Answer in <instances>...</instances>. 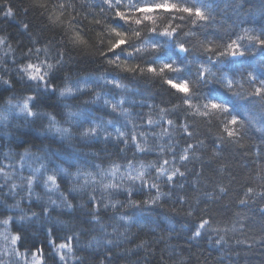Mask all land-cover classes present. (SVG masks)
Returning <instances> with one entry per match:
<instances>
[{
	"label": "trees",
	"instance_id": "16d2710c",
	"mask_svg": "<svg viewBox=\"0 0 264 264\" xmlns=\"http://www.w3.org/2000/svg\"><path fill=\"white\" fill-rule=\"evenodd\" d=\"M56 2L47 0L48 10L41 16L39 12L43 9L25 15L23 8L28 6L29 0H0V8L10 7L14 13L12 17H4L0 11V38L4 40L0 43V85L3 79L13 84L10 91H4L6 86H0V112L8 109L9 96L16 104L25 95H35L34 90L24 86L32 82L26 79L21 82L20 66L28 62L41 67L42 62L55 63L56 49L65 47L63 67L52 77L57 91L41 95L37 107L32 110L50 113L60 128L70 130V135L62 137L55 129H50L48 116L26 117L19 113V107L11 109L8 120L0 123V167L11 173V179L0 174V220L14 216L16 222L7 226L8 231L11 235H23L22 243L18 241L16 245L10 243V237L6 241L0 236L4 260L9 264H34L28 252L36 253L40 248L43 257L38 256L35 264L40 260L44 264H264V211H261L264 196L254 194L247 198V204L239 203L246 199L248 187H253L257 193L264 191L261 187L264 181L257 179L258 175L264 177V133L246 126L243 147L227 143L217 147V137L221 134L219 122L208 124L198 115H185L195 113L196 108L184 105L183 94L163 83V78L146 74L138 81L125 79L120 81L127 85L123 89L102 80H91L105 72L115 75L119 70L107 65L98 54L85 55L83 49L56 43L62 34H57L59 30L47 17L60 16L65 20L68 15L55 7ZM201 2L211 6L214 19L206 28L193 29L200 40L208 38L219 44L235 39L244 29L264 32V0ZM92 13L104 16L99 0H95ZM154 15L158 25L166 23L167 13ZM23 23L30 25L31 32L23 30ZM100 32V26H95L94 31L86 33L92 45L88 52L107 46L111 37L106 31L98 35ZM101 40L103 44L99 43ZM187 40L186 46L192 49V55H204L202 49L193 47L196 38ZM45 46L49 48L47 56L43 51L35 53V48ZM28 47H32L33 52L25 55ZM195 67L192 66L193 75ZM120 75L128 74L121 72ZM66 82L82 91L74 96L60 97L59 89ZM96 93H100L99 100L95 99ZM121 99L123 104L118 103ZM105 100L109 103L105 104ZM191 103L195 106L202 101L193 96ZM113 104L117 105L115 111ZM175 105L179 108L174 110ZM69 112L74 115L69 116ZM149 120L153 123L149 124ZM169 120L173 123L169 124ZM184 125L192 131L191 136L184 132ZM90 127H96L97 135L82 137L81 132ZM117 128L125 133L122 139L118 138ZM132 135L136 137L135 142L131 140ZM124 139L129 141L127 145L123 143ZM136 144L146 151H136ZM26 152L29 154L25 155ZM182 156L187 159H181ZM164 160L168 163L164 164ZM114 164L120 166L119 171L114 177L107 176L105 182L120 183L121 175L131 164L134 169L145 171V179L155 180L159 185L161 196L156 204L132 207L127 203L126 193L112 189L103 192L99 184L89 183L80 191L71 190L74 186L84 185L87 178L77 177V169L92 173L99 181L97 173L101 169L112 171ZM150 164L156 167H148ZM141 165H144L143 169ZM161 166L164 174L156 180ZM60 168L72 173V177L59 174ZM36 169L39 172H35ZM176 169L184 172V176L181 177ZM173 173V181L167 182V176ZM48 175H55L57 189L48 190L51 182L45 187ZM29 178L33 181L31 195ZM129 183L127 179L123 181L125 187ZM13 184L15 189H12ZM221 187L225 192L221 193ZM136 188L139 189V182ZM155 194L153 189L151 195ZM92 195L96 197L95 202H90ZM132 199L149 200L148 189L136 191ZM116 201L120 203L113 207ZM17 203L19 207H12ZM66 204L72 207L68 208ZM42 206L48 208L47 214L41 213ZM189 210L193 211L192 216L187 215ZM33 212L40 218L32 216ZM93 213L99 216V223L92 219ZM23 215L30 220L20 222L19 217ZM121 216L126 219L121 220ZM201 216L211 218L221 228L229 230L208 232L201 238L192 239L191 234ZM3 229L0 224V232ZM69 235L78 239L72 241V253L61 250L67 259L60 262L58 257L51 255L49 239L63 243ZM220 236L224 239L216 243ZM108 240L113 243H106ZM142 242L144 246L137 247ZM5 248L9 253L16 248L25 256L17 258L14 254H4Z\"/></svg>",
	"mask_w": 264,
	"mask_h": 264
},
{
	"label": "snow or ice",
	"instance_id": "6c2138e0",
	"mask_svg": "<svg viewBox=\"0 0 264 264\" xmlns=\"http://www.w3.org/2000/svg\"><path fill=\"white\" fill-rule=\"evenodd\" d=\"M95 0H57L55 7L68 15L65 20H61L60 16L55 19L51 15L47 17L49 22L55 29H58L57 34H62L61 38L56 41L61 46L71 45L73 49H83L85 55H99L103 58L104 62L119 70L115 75L105 72L98 77H91V80H102L105 84L114 85L117 89L126 88L127 85L122 84L120 81L131 78L132 80H139L146 74H151L153 77L159 76L163 78V83L174 89L176 93H182V103L187 105L188 108H196L195 113H185V115H198L202 117L206 123L211 124L213 121L219 122L221 134L217 137L219 144H233L238 147H243L242 141L246 135V126L249 128H256L257 131L264 133V32L256 33L254 30L244 29L242 34H238L235 39H230L227 43H216L212 39L205 38L200 40L198 33L193 31L195 28H206L209 26V21L214 19L212 16L211 6L207 3H202L201 0H99V8L103 17L93 15L92 9ZM106 6V7H105ZM43 9L39 15L43 16L48 10L47 0H29L28 6L23 8L25 15L30 11ZM4 17H12L14 15L12 8H0ZM167 13L165 17L166 23L158 25L156 23V16ZM89 16L91 19L89 20ZM95 26H100L101 32L98 35H103L106 31L109 39L107 46L98 48L96 52H88L87 50L92 47L89 40L86 38V33L95 30ZM25 32H31V27L28 23L22 24ZM47 27V25H45ZM187 29V30H185ZM187 38H196V45L202 49L203 56L192 55V49L187 45ZM55 39V37H53ZM247 41L242 44L241 41ZM141 41V43H136ZM3 38H0V43H3ZM52 41H49L51 44ZM103 44V40L99 42ZM146 49L148 51H146ZM65 47L57 48L58 56L55 63L42 62L43 67L33 64L31 62L22 64L19 72L23 75L20 76L21 82L25 79L28 82L24 86L29 90H34L35 95H25L21 101L13 104V97H7L8 109L0 112V123H5L8 120V114L11 109L19 107V113L26 117H35L39 115H46L49 119L50 129H55V132L60 133L62 137L70 135V130L67 128H60L54 116L50 113L34 112L32 109L37 107V101L40 96L45 93H55L57 88L52 82V77L59 72L64 63ZM43 51L45 56L49 53L47 46L43 48H35V53L39 54ZM33 52L32 47H28L25 55ZM133 61H138L133 63ZM15 63V61L13 62ZM195 65V74L193 75L192 66ZM6 70V69H5ZM127 73L128 75L121 76L120 73ZM165 73H172L174 75L166 76ZM111 76V78H109ZM6 86L4 91H10L13 87L11 81L7 79L2 80V85ZM41 89L43 91H41ZM82 91L81 88H73L66 82L65 86L59 89L60 97L74 96L76 92ZM193 96L198 97L202 103L193 105L191 99ZM179 98V97H178ZM96 100L100 99V93H96ZM105 104L109 103L108 100L104 101ZM119 104H123L124 100L121 99ZM117 105L113 104L115 111ZM179 105L174 106V110L178 109ZM163 111V110H162ZM69 116L74 113L69 112ZM108 123H111L109 121ZM149 124L153 121L149 120ZM169 124L173 121L169 120ZM118 138L122 139L125 135L119 128L116 129ZM184 132L188 136L192 135L189 131L188 125H184ZM97 135L96 127H90L81 132L82 137H89ZM107 138V137H106ZM131 140L135 142V135L131 136ZM124 144L129 141L124 139ZM191 147V144H189ZM135 150L138 152L146 151L141 145L136 144ZM29 153H25L28 155ZM181 159H187L182 156ZM168 161L164 160V164ZM44 167V165H41ZM97 168L100 166L97 165ZM128 171L121 175L120 183L105 182L107 176H115L119 171L120 166L114 164L112 171L100 170L97 175L100 180L97 181L92 173H84L77 169V177L85 176L84 185L73 187L72 191H80L84 189L89 183L93 185L99 184L103 192H108L112 189L115 192H124L127 195V203L132 207H142L148 205H155L160 199L161 193L159 185L153 180L149 182L145 179V171L136 170L129 164L127 165ZM148 167L155 168L156 165L150 164ZM144 165H141V169ZM39 172V169L34 170ZM135 172V174H133ZM179 175L184 176V172L176 169ZM59 174H63L69 178L72 173L64 168L58 169ZM0 174L6 179H11V173L5 172L0 167ZM164 174V169H158L156 180ZM173 175L167 176V182H172ZM127 179L130 181L127 187L124 186L123 181ZM257 179L264 181V177L257 176ZM32 178L28 180L29 195L32 192ZM48 182H51V187H48ZM139 182V189L136 184ZM45 187L49 191L57 189L59 186L56 183L55 175H48L45 181ZM264 187V183L261 184ZM16 185H12L15 189ZM148 189L150 194L149 200L138 201L132 199L134 193L138 190ZM155 189L156 194L151 195L152 190ZM95 190V189H94ZM221 193L225 192L223 187L220 188ZM255 195L264 196V191L256 192L253 187H248L245 192L246 199H241L240 204L248 203L247 198ZM111 197L112 193H108ZM39 199V198H38ZM96 197L90 196V202H95ZM55 204V201H51ZM116 201L113 207L116 206ZM71 208V204H66ZM12 207H19V203ZM107 207V205H105ZM261 211H264L262 209ZM41 213L47 214L48 208L41 207ZM188 216L193 215V211L189 210ZM32 216L40 218L36 212ZM92 219L98 223L100 218L96 213H93ZM125 220L124 216L120 217ZM30 218L26 215L20 216V222L29 221ZM15 218L12 215L7 216L0 220V224L4 226L0 236L4 240H9L12 245H16L18 241L22 243L23 235H11L7 226L14 223ZM102 226V225H101ZM229 229L221 228L211 218L205 219L200 217L197 227L191 234L192 239L201 238L208 232H227ZM19 231V230H18ZM52 235L49 230V236ZM65 242L57 243L56 240L49 239L52 246L51 255L55 258L58 257L60 262H66V255L61 254V250H67L68 253L73 252L72 241L78 239L71 235L66 236ZM224 239L220 236L216 243H220ZM112 244L113 241H106ZM144 243L137 245L143 247ZM4 254H14L17 258H22L25 253L20 252L18 249H11V253L7 248L4 249ZM32 256L33 262L37 257H43V250L37 248L36 253L28 252ZM0 264H9L8 261L0 259ZM39 264H44L40 260Z\"/></svg>",
	"mask_w": 264,
	"mask_h": 264
},
{
	"label": "rangeland",
	"instance_id": "374dc122",
	"mask_svg": "<svg viewBox=\"0 0 264 264\" xmlns=\"http://www.w3.org/2000/svg\"><path fill=\"white\" fill-rule=\"evenodd\" d=\"M1 249V248H0ZM4 255L1 254V250H0V259H3L4 260Z\"/></svg>",
	"mask_w": 264,
	"mask_h": 264
}]
</instances>
